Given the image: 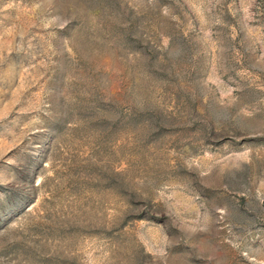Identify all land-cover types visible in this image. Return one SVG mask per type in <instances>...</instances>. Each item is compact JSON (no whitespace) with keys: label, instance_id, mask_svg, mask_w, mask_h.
<instances>
[{"label":"rangeland","instance_id":"1","mask_svg":"<svg viewBox=\"0 0 264 264\" xmlns=\"http://www.w3.org/2000/svg\"><path fill=\"white\" fill-rule=\"evenodd\" d=\"M0 264H264V0H0Z\"/></svg>","mask_w":264,"mask_h":264}]
</instances>
